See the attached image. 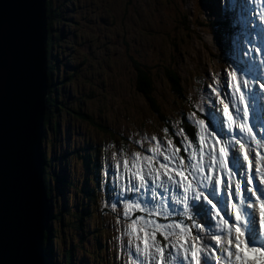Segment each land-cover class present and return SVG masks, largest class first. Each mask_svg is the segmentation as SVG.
<instances>
[{"label":"rangeland","instance_id":"1","mask_svg":"<svg viewBox=\"0 0 264 264\" xmlns=\"http://www.w3.org/2000/svg\"><path fill=\"white\" fill-rule=\"evenodd\" d=\"M231 1L53 0V9L61 5L63 10L62 21L53 23L54 33L61 36L53 40L52 61L53 90L57 92L53 98L56 97L60 110L50 113L49 125L57 123L58 126L49 129L43 148L47 173L55 171L52 167L60 164L63 168L67 166L64 171L66 185L62 187L64 192L68 191L63 196L66 197L65 204L60 199L55 209L58 214L64 212L63 225L57 220L53 227V252L60 262L56 263L65 264L64 251L72 250L69 264H132L134 256L125 233L130 221L124 218L123 206L114 211L111 187L105 188V195L102 186L98 187L92 181L97 180L96 175L103 174L109 161H116L113 153L121 163L123 158L131 159L133 152L151 155L147 148L157 142L166 149L169 138L183 152L186 145H193L192 137L182 130L178 118L181 111L186 110L185 99H175L165 70L173 67L179 74L183 80L184 98L200 97L204 91V77L208 84L209 79L223 75L219 63V56L225 52L221 36L210 34L208 29H212V21L226 20V8ZM53 17L58 20V15ZM64 32L67 33L65 38ZM209 50L215 51L218 59L215 60ZM256 59L257 63L261 62L258 56ZM135 62L145 65L151 72L158 108H154L138 90ZM208 104L205 100L203 107ZM180 106L181 110L178 109ZM79 110L92 122L81 120L77 115ZM166 117L171 135L165 132ZM100 126L121 139L120 147L109 144L111 136L101 132ZM152 136L157 140L152 141ZM185 136L187 140H183ZM136 141H141L142 146ZM98 146L104 147L106 154L101 158L94 153L93 173L87 169L89 160L84 154ZM180 158L185 163L191 156L186 153V158ZM159 159L163 161V157ZM52 185L54 189L60 188L61 182L54 180ZM77 206L81 208L78 211L75 210ZM80 215L82 223L79 222ZM149 219L159 224L173 223L162 216ZM78 224L80 229L74 228ZM162 239L156 233V242L160 244ZM117 250L118 253L121 251L119 258Z\"/></svg>","mask_w":264,"mask_h":264},{"label":"snow or ice","instance_id":"2","mask_svg":"<svg viewBox=\"0 0 264 264\" xmlns=\"http://www.w3.org/2000/svg\"><path fill=\"white\" fill-rule=\"evenodd\" d=\"M256 6H264V0H258ZM237 7L241 12L243 11V5L234 4H228L226 11L231 10L235 13ZM260 23V36L253 39L249 34L247 37L233 40V44L241 50L242 58L249 52L252 55L240 65H230L235 69L228 71L232 95L229 103H225L224 100L218 101L224 106V118L219 117L216 101L201 109L206 113L204 119H194L195 114H190L188 117L190 120L194 119V123L199 128V154L198 156L192 154L193 159L196 160L195 163H193V159H189L185 166L184 160L176 155L180 149L173 145L170 138L167 139L166 149H162L161 143L157 142L154 146L147 148V152L151 155L137 151L131 154V159L123 158L122 172L120 171L121 163L116 162V171L113 172V175L123 183L113 189L117 191V196L112 207L115 211L117 204L121 200L123 201L124 218L130 221L125 230L128 236L129 250L133 246L135 248L132 264H171L169 256L173 252L175 264H213L214 256L215 264H233V256L239 264H247V253L249 252H259L264 256V252L261 251L264 249V238L259 234L254 215L256 207L259 205V227L264 229V189L259 186L264 185V171H260L258 168L250 173L242 171L243 164L234 151L236 141H239L241 150L245 147V141L240 136H237L235 140L230 137L223 147L219 148V154H216V146L224 141L225 135H227L224 132L225 126H227L228 132H231L234 126V117L229 115V104L236 110L235 122L240 133L249 136L251 142L255 143L257 140V136L251 135L253 129L257 126L264 128V121L260 119H257L253 128L248 127L249 110L255 118L262 115L260 109L264 108V105L261 104V101H264V95H261L249 84V81H259L261 87L264 88V47L257 42L264 38V15H261ZM20 25L23 28L25 21L21 20ZM234 27L239 30V24H235ZM243 40H247L248 44H254L255 47L244 48ZM257 52L260 56V63H257ZM237 73L242 74L240 83H237ZM243 77H248V80H244ZM213 80L215 81V77ZM213 90L215 91V89ZM246 100L247 107H244L241 112V105H245ZM206 120L207 126L205 125ZM257 135L264 141V134L257 133ZM217 136L220 137L219 140L216 139ZM151 140L156 141L157 138L152 136ZM183 140H187V137H183ZM136 143L141 144V141H136ZM187 147H191V145H186ZM229 152H231L229 163L233 165L231 172L228 173L229 178L233 174L237 177L245 176L247 185H253V181L259 178L258 185L244 188V191L250 194L246 197L242 198L241 183H235L233 190L231 179L225 180L224 194L218 195L221 179L216 173L226 171L225 157ZM160 157H163V161L159 159ZM113 160H117L116 153H113ZM248 160L249 156L244 155L243 161L247 162ZM174 170L175 174L173 175ZM176 177H180V179L177 180ZM141 197L144 198L141 199ZM253 197H257V199L253 201ZM230 201H239V203ZM229 208H231V212L228 211ZM222 212L224 216H221ZM135 213H144L148 217L171 218L177 216L181 219L175 223L159 224L152 219L143 220L142 216H133ZM233 214L235 222L231 223ZM183 218L192 222L191 227L196 229L197 235L191 234L189 228L185 226ZM142 220L143 223H141ZM212 221L216 222L218 232L211 230ZM117 223L120 221L118 220ZM201 223L209 228V235L215 243L205 244L202 248H198L197 244L201 239L199 234L204 231L201 228ZM156 233H159L167 242L163 247L156 242ZM233 247L235 252L232 251ZM165 248L172 250L169 256L165 255ZM211 248L217 249L219 255L210 251ZM242 249L245 252L243 259L239 255ZM141 256L145 260H139Z\"/></svg>","mask_w":264,"mask_h":264},{"label":"water","instance_id":"3","mask_svg":"<svg viewBox=\"0 0 264 264\" xmlns=\"http://www.w3.org/2000/svg\"><path fill=\"white\" fill-rule=\"evenodd\" d=\"M47 1L0 0L2 264H46L45 233L52 211L41 159L49 93Z\"/></svg>","mask_w":264,"mask_h":264},{"label":"trees","instance_id":"4","mask_svg":"<svg viewBox=\"0 0 264 264\" xmlns=\"http://www.w3.org/2000/svg\"><path fill=\"white\" fill-rule=\"evenodd\" d=\"M46 15L49 18L48 21V35H47V41H46V51H47V65H46V73H47V78H48V86H49V95L47 96V111L45 114V127L47 128V125H49L50 122V113L52 114V111H59V105L58 102L56 101V97L53 98V94H57L56 91H54L53 87H54V68L52 66V61L53 59V49H54V41L53 40H58L61 36L57 37V35L54 33L53 30V23L54 22H61L62 20V16H63V10H62V6L60 5L59 7H56V10L53 9V0H48L46 3ZM54 15H58V20L54 19ZM187 20V19H186ZM185 21V20H184ZM187 22L189 23V21L187 20ZM65 31V30H64ZM70 33H72L70 31ZM67 33H63V37L65 38L64 35H66ZM55 58V57H54ZM136 66V69H134L136 71L137 74V85H138V90L144 95V97L149 100L152 104V106L154 108H158L159 105L156 102L155 96L153 95L155 93V86H154V78L151 76V72L149 71V69L147 70V68L145 67V65L143 64H138V63H134ZM165 76H166V80L168 81V83L170 84V88L171 91L175 97V99H178L180 101H183L184 99L186 100V97L184 98V93H183V80L181 81L179 74L176 73L175 69L173 67H169L166 68L165 70ZM153 78V79H152ZM53 99H52V98ZM184 100V101H185ZM52 107V109H51ZM179 110H181V106L178 107ZM77 115L80 116V119L85 120V121H90L92 122V120L90 119L89 116L84 115L81 113V111L79 110V112H77ZM181 120H182V126L181 128L184 129V131L188 134L189 138H191L192 142H195L194 145L197 146L198 145V136H197V128H196V124L194 123L193 120L188 119L189 115L184 114L183 110L181 111ZM169 121L167 118H165V125L167 126V128L169 129V125L168 122ZM54 128H57V123H53ZM100 131L103 132L104 134H108L111 136V139L114 140V138H116L113 133H110L109 130H107V128L100 126ZM98 150V151H97ZM182 151V149H181ZM97 152V153H96ZM100 152V154H99ZM94 153L99 155L101 158L105 157L106 154V149L104 147H99L97 149H94L90 152H85L84 157H86L90 162L87 163V169H91L92 171L94 170V165L95 163L92 162V160H95L96 158L94 157ZM183 156L186 158V154L184 153ZM41 159H42V163H44L43 165V181H44V185H45V189L47 192V196L49 199V202L51 204V206H54L53 209H57L58 204L60 203L59 200L61 199L62 203L65 204L66 201V197H63L64 194L67 195L68 191L65 190V192L63 191V187L66 184H64L65 182V172L66 168H63L62 165H58V167H52V169L55 168V171L52 172V170L50 171V173H47L46 169L47 167L45 166V163H47L46 160V153L42 152L41 153ZM51 162H53L51 160ZM91 163V164H90ZM92 165V166H91ZM92 167V168H91ZM98 168V167H97ZM96 168V170H97ZM65 169V170H64ZM60 175V177H59ZM55 181H59L61 182V186L60 188L58 186H56V189H54V186L52 185V183H54ZM61 180V181H60ZM97 186L96 181L94 180V183ZM58 189V190H57ZM54 190L56 191V193H54ZM82 205V204H79ZM80 206L76 207V211H78ZM65 210V207H63ZM60 210V209H59ZM64 212H61L60 214L57 213V211H53V214L50 216L51 218V223L53 222V220H59L61 222V224L63 225V215ZM83 215V214H81ZM80 215V220L79 222L82 223V217ZM74 228L80 229V224L74 225ZM54 236V230L51 229L49 227L48 231L45 233V245H44V250H45V261L46 264H59V259H57L56 257H54L53 254V248H54V240L52 239ZM70 239V236H69ZM72 251V250H71ZM71 251H64V257L66 259V261H64L65 264H69L71 262ZM53 258V259H52ZM59 262V263H56Z\"/></svg>","mask_w":264,"mask_h":264},{"label":"bare ground","instance_id":"5","mask_svg":"<svg viewBox=\"0 0 264 264\" xmlns=\"http://www.w3.org/2000/svg\"><path fill=\"white\" fill-rule=\"evenodd\" d=\"M111 11V10H110ZM138 27V26H137ZM117 28V27H116ZM93 29V28H92ZM107 29V28H106ZM120 29V28H119ZM136 29V28H135ZM109 31V30H108ZM109 34V33H108ZM118 53V52H117ZM103 80V79H102ZM166 129V128H165ZM255 144V143H253ZM259 147V146H258ZM253 146L251 151L252 153L250 154V158L247 162H249L250 164H254L255 168L261 169V171H263V164H264V147L260 146L259 148ZM256 153L259 154V157L256 156ZM239 157V156H238ZM239 160L241 163H244V161L239 157ZM251 164V165H252ZM231 171V170H230ZM221 174V172H220ZM241 185H243V183L241 182ZM244 186V185H243Z\"/></svg>","mask_w":264,"mask_h":264}]
</instances>
